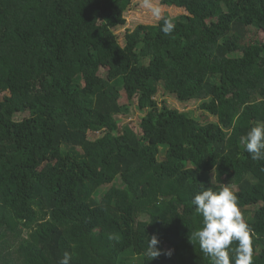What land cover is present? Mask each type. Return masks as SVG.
I'll list each match as a JSON object with an SVG mask.
<instances>
[{"label":"trees","instance_id":"obj_1","mask_svg":"<svg viewBox=\"0 0 264 264\" xmlns=\"http://www.w3.org/2000/svg\"><path fill=\"white\" fill-rule=\"evenodd\" d=\"M132 1L0 0V264H211L192 199L223 184L264 264V161L240 143L264 121V0H162L185 12L172 35L140 24L122 45ZM135 100L148 112L121 129Z\"/></svg>","mask_w":264,"mask_h":264},{"label":"clouds","instance_id":"obj_2","mask_svg":"<svg viewBox=\"0 0 264 264\" xmlns=\"http://www.w3.org/2000/svg\"><path fill=\"white\" fill-rule=\"evenodd\" d=\"M141 7L156 21H162L161 31L165 36L172 35L176 23L171 15H165L159 0H142ZM240 143L253 161H264V121L257 122L241 136ZM192 204L203 219L202 227L191 232L190 242L198 241L201 252L210 258L211 264H254L252 229L244 219L238 197L229 184L219 188L204 186L194 196ZM159 244L158 236L152 235L147 255L152 259L162 254L171 257L173 250L164 251L158 247ZM71 260L72 254L65 252L58 264H71Z\"/></svg>","mask_w":264,"mask_h":264},{"label":"rangeland","instance_id":"obj_3","mask_svg":"<svg viewBox=\"0 0 264 264\" xmlns=\"http://www.w3.org/2000/svg\"><path fill=\"white\" fill-rule=\"evenodd\" d=\"M142 0H133L132 4L130 5L129 9L127 10L125 17L127 20V24L125 27L117 28L115 30L116 34L119 37L120 43L124 44V36L127 31L135 29L138 25H153L156 24L158 21H156L153 17H151L148 12L141 7ZM159 3L163 6L165 15H171L172 17L184 14L185 12L181 9L175 8V7H168L162 4V0H159ZM257 39V38H256ZM120 98V104L126 105L128 104L127 96L124 92L121 93ZM156 99L158 102H166L170 108L177 109L180 112H185L191 117H194L200 121H209V122H218V119L214 116L210 115L209 113H206L201 109V101L198 100H191L186 102L179 101L174 95H172L169 92H166L161 87L156 92ZM137 100H135V106L133 108V114L131 115H124L119 116V123L121 126V129L124 127H130L135 129L136 131L139 130V124L142 120V118L146 115L148 112V109L146 110H139L137 107ZM101 134L98 132H90L89 138L95 139L99 137ZM165 152L164 149H162L161 155H163ZM126 264H140L139 258H132L130 259Z\"/></svg>","mask_w":264,"mask_h":264}]
</instances>
